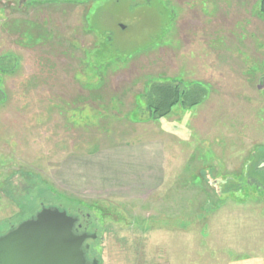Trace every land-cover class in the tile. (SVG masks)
I'll return each instance as SVG.
<instances>
[{
  "label": "rangeland",
  "instance_id": "rangeland-1",
  "mask_svg": "<svg viewBox=\"0 0 264 264\" xmlns=\"http://www.w3.org/2000/svg\"><path fill=\"white\" fill-rule=\"evenodd\" d=\"M262 163L260 0H0V235L60 206L101 264H264Z\"/></svg>",
  "mask_w": 264,
  "mask_h": 264
},
{
  "label": "water",
  "instance_id": "water-1",
  "mask_svg": "<svg viewBox=\"0 0 264 264\" xmlns=\"http://www.w3.org/2000/svg\"><path fill=\"white\" fill-rule=\"evenodd\" d=\"M78 221L65 209L43 205L0 235V264H100L91 257L89 242L97 235L78 233Z\"/></svg>",
  "mask_w": 264,
  "mask_h": 264
},
{
  "label": "trees",
  "instance_id": "trees-1",
  "mask_svg": "<svg viewBox=\"0 0 264 264\" xmlns=\"http://www.w3.org/2000/svg\"><path fill=\"white\" fill-rule=\"evenodd\" d=\"M260 12L264 15V0H260ZM42 36V34H40ZM33 41V40H32ZM76 78V77H75ZM147 84V83H146ZM151 87L146 88L143 94H146L150 97L148 99V104H146V110L149 112V118L147 120L153 121L162 117L169 116L175 105L187 104V93L185 90H181L180 86L173 81L166 82H154L149 84ZM85 91L86 89L81 88V90ZM147 89H149L147 91ZM87 91V90H86ZM148 92V93H147ZM89 93V90H88ZM80 100H83L80 99ZM69 103V102H68ZM74 103V102H73ZM196 103V102H193ZM135 104L134 107H136ZM133 108V107H132ZM264 165V163H262ZM60 207V206H59ZM61 209H66L60 207ZM92 258H95L91 256ZM101 264V260L95 258Z\"/></svg>",
  "mask_w": 264,
  "mask_h": 264
},
{
  "label": "flooded vegetation",
  "instance_id": "flooded-vegetation-1",
  "mask_svg": "<svg viewBox=\"0 0 264 264\" xmlns=\"http://www.w3.org/2000/svg\"><path fill=\"white\" fill-rule=\"evenodd\" d=\"M43 205V204H42ZM75 216L79 217V221L77 223V229H78V233H84V232H88V233H91L89 232L86 224L84 223V220L82 219V216L80 214H74ZM79 225H81V227H79ZM93 240H89L90 244ZM92 256V255H91Z\"/></svg>",
  "mask_w": 264,
  "mask_h": 264
},
{
  "label": "crops",
  "instance_id": "crops-1",
  "mask_svg": "<svg viewBox=\"0 0 264 264\" xmlns=\"http://www.w3.org/2000/svg\"><path fill=\"white\" fill-rule=\"evenodd\" d=\"M254 25H256V19H253V22L251 24H249V27L251 28ZM229 37H231V36H229Z\"/></svg>",
  "mask_w": 264,
  "mask_h": 264
}]
</instances>
